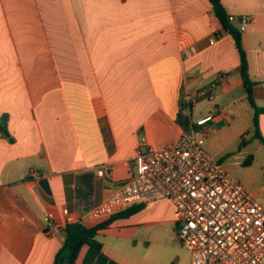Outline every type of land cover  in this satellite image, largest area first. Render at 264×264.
Masks as SVG:
<instances>
[{
    "label": "crops",
    "instance_id": "0c3cea01",
    "mask_svg": "<svg viewBox=\"0 0 264 264\" xmlns=\"http://www.w3.org/2000/svg\"><path fill=\"white\" fill-rule=\"evenodd\" d=\"M217 1L235 28L249 18L240 40L264 107V0ZM217 75L213 99L185 102ZM212 113L213 123L242 122L240 138L252 128L234 41L208 0H0V264H53L62 209L88 223L132 175L138 147L170 146L194 114ZM257 126L264 139V114ZM139 205L96 231L101 253L115 264H190L172 205L126 210Z\"/></svg>",
    "mask_w": 264,
    "mask_h": 264
},
{
    "label": "built area",
    "instance_id": "2783aa9c",
    "mask_svg": "<svg viewBox=\"0 0 264 264\" xmlns=\"http://www.w3.org/2000/svg\"><path fill=\"white\" fill-rule=\"evenodd\" d=\"M248 22L242 17L237 29L243 31ZM222 81L217 75L206 87L185 95V102L213 99ZM212 120L209 114L196 119L192 130L170 146L138 147L132 175L85 218L101 220L136 203L163 199L174 209L177 241L189 251L190 264H264V203L246 193L222 163L203 150L202 132ZM61 213L64 226L80 223L67 209ZM53 229L48 219L45 232Z\"/></svg>",
    "mask_w": 264,
    "mask_h": 264
},
{
    "label": "trees",
    "instance_id": "16d2710c",
    "mask_svg": "<svg viewBox=\"0 0 264 264\" xmlns=\"http://www.w3.org/2000/svg\"><path fill=\"white\" fill-rule=\"evenodd\" d=\"M208 1L212 6V10L218 22L222 28L231 35L234 41V46L239 58V76L241 78L246 101L252 110V136L264 145V139L260 136L257 126V117L259 114H264V107H257L252 100L251 93L254 83L250 81L247 75L246 58L241 45L240 31L228 21V18L225 16L217 0ZM240 144H243V142ZM249 161L250 157L246 163ZM140 208L141 205L105 219L89 221L86 224L72 223L65 225L60 237V248L54 257L53 264H74L80 248L84 245L87 246V252L82 264H115L101 253V244L95 239L96 231L108 226L117 215H128Z\"/></svg>",
    "mask_w": 264,
    "mask_h": 264
},
{
    "label": "rangeland",
    "instance_id": "374dc122",
    "mask_svg": "<svg viewBox=\"0 0 264 264\" xmlns=\"http://www.w3.org/2000/svg\"><path fill=\"white\" fill-rule=\"evenodd\" d=\"M204 110L201 108L202 113ZM216 115L212 113L211 116ZM198 118L193 115V121ZM243 128L242 122L231 125L228 120L215 119L202 132L205 134L203 150L220 161L231 177L240 182L246 193H264V145L252 136V128L240 138L237 133ZM249 157L250 161L246 163Z\"/></svg>",
    "mask_w": 264,
    "mask_h": 264
}]
</instances>
